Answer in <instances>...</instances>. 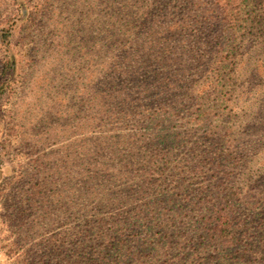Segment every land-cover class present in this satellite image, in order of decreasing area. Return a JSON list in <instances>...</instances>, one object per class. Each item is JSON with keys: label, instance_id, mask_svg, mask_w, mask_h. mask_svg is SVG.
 I'll return each instance as SVG.
<instances>
[{"label": "trees", "instance_id": "16d2710c", "mask_svg": "<svg viewBox=\"0 0 264 264\" xmlns=\"http://www.w3.org/2000/svg\"><path fill=\"white\" fill-rule=\"evenodd\" d=\"M15 3L0 100L37 73L30 100L0 101L1 124L38 116L15 183L24 264H264V0ZM22 32L48 38L32 64Z\"/></svg>", "mask_w": 264, "mask_h": 264}, {"label": "rangeland", "instance_id": "374dc122", "mask_svg": "<svg viewBox=\"0 0 264 264\" xmlns=\"http://www.w3.org/2000/svg\"><path fill=\"white\" fill-rule=\"evenodd\" d=\"M16 1L19 2V0H15V2ZM25 1L28 2V5L31 8H33L34 6H36L37 8L39 6L37 5L39 3V0ZM15 2L14 0H0V3L2 4L0 5V11L2 8V11L4 10V8H6L5 14L11 13L17 6V3ZM4 4L6 7L3 6ZM41 20L42 19H38V22H40ZM35 24H37L36 21ZM22 34L23 32L18 37V40L21 43H18L16 49L14 47V50L18 52L17 56L22 57L26 61H29L30 64H32L34 62L33 58L36 57L35 51H40L41 47L47 50L46 46L49 45L48 38L45 36H38L34 39L26 38L24 40H20L19 38L22 36ZM41 53H43V51H41L40 54ZM82 57L83 56L77 57L76 63L74 64L75 66L79 67L81 65L83 60ZM28 68L29 65L25 64L22 70L15 73V92H8L0 100L2 101L1 103L4 110L12 107L19 97L22 100H27L29 98L28 96L20 93L27 78H29L30 81L31 79L37 77L36 71ZM259 89V85L254 86V91L256 93H258ZM250 110L252 111L254 116L260 118V115L256 113L255 106H253ZM251 111L247 113L248 119H246V125L251 120ZM37 119L38 116L33 115L29 122H26L25 124H19L17 122V116L14 113L9 117L3 116L2 124L0 122V126L3 127V131L0 132V141H2L0 143V161L3 160L0 169V264H24V257L20 250L21 242L17 241V237L23 239L25 244L28 246L36 241V237L33 234L34 229L32 227L34 218H28V220L24 222L23 219H21L19 211L16 208L15 193L16 191H20V185L15 186V183L21 180V175L23 171L26 170L25 166L31 165L33 169V166L35 165L33 163L35 157L29 155L25 150L19 147V143H23V139H21L22 131L34 129L37 123ZM6 120H8L7 124ZM262 123H264V118H262ZM12 126H14L15 128H11ZM44 138V136L41 137L42 140ZM41 153L44 154V160H47V163L43 165H51V163L49 162L53 161V155L55 153H51V151L47 147ZM34 211L37 210H33L31 213H33ZM43 213H48V211H44ZM48 218L50 222L52 219L51 215H48ZM19 220H22V223L19 222Z\"/></svg>", "mask_w": 264, "mask_h": 264}]
</instances>
